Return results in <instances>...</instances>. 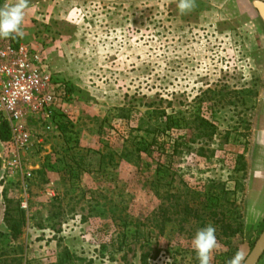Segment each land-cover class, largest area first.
Masks as SVG:
<instances>
[{
  "label": "rangeland",
  "instance_id": "obj_1",
  "mask_svg": "<svg viewBox=\"0 0 264 264\" xmlns=\"http://www.w3.org/2000/svg\"><path fill=\"white\" fill-rule=\"evenodd\" d=\"M178 2L29 0L21 40L71 91L56 156L28 155L57 175L0 172V264H199L209 223L212 264L246 260L264 230V21L253 0Z\"/></svg>",
  "mask_w": 264,
  "mask_h": 264
},
{
  "label": "built area",
  "instance_id": "obj_2",
  "mask_svg": "<svg viewBox=\"0 0 264 264\" xmlns=\"http://www.w3.org/2000/svg\"><path fill=\"white\" fill-rule=\"evenodd\" d=\"M68 97V88L54 77L40 42L0 43V115L9 123L11 135L0 141L4 175L20 176L26 186L33 172L25 166L24 154L34 140L42 141L47 133L59 130L67 119ZM22 207L27 208L26 200Z\"/></svg>",
  "mask_w": 264,
  "mask_h": 264
},
{
  "label": "clouds",
  "instance_id": "obj_3",
  "mask_svg": "<svg viewBox=\"0 0 264 264\" xmlns=\"http://www.w3.org/2000/svg\"><path fill=\"white\" fill-rule=\"evenodd\" d=\"M28 7L29 0H16L12 5L0 7V38H23L22 24ZM196 7V0H179L177 5L182 15L192 12ZM191 245L199 264H212L213 253L222 247L216 237V228L211 223L196 231ZM244 259L245 254L237 252L226 264H242Z\"/></svg>",
  "mask_w": 264,
  "mask_h": 264
},
{
  "label": "crops",
  "instance_id": "obj_4",
  "mask_svg": "<svg viewBox=\"0 0 264 264\" xmlns=\"http://www.w3.org/2000/svg\"><path fill=\"white\" fill-rule=\"evenodd\" d=\"M7 0L3 2V0H0V7H3L4 5H6L7 3ZM6 3V4H5ZM8 5V4H7ZM24 38V37H23ZM23 38H20V37H16V38H0V43H2L3 41H6V40H15V39H23ZM260 124H262V122L260 121ZM61 131H63L62 128L59 127V130H55L51 133H47L44 138L42 139V141H37V140H34L32 146L28 149V151L24 154V158H23V162L25 164V166L28 168V169H31L32 172H37V173H42L44 174L45 172L51 174V175H57V173L55 172H52V164L54 163L53 161H51V163L49 162L48 160V164L45 165V158L46 156L43 158L42 161H38L37 159L38 156L35 155V157H32L30 159V157H28V155L32 154V153H29L30 151H34V145H39L41 144L42 146H44L45 148H49V150L45 151V153L48 155L51 156V157H55L56 154H57V150H55V145L59 142V140L61 139L60 136L63 134H61ZM258 137V136H257ZM0 145H1V142H0ZM1 168V167H0ZM42 169V170H38V169ZM0 172L1 173H4L3 169H0ZM3 175V174H2ZM1 179V178H0Z\"/></svg>",
  "mask_w": 264,
  "mask_h": 264
},
{
  "label": "water",
  "instance_id": "obj_5",
  "mask_svg": "<svg viewBox=\"0 0 264 264\" xmlns=\"http://www.w3.org/2000/svg\"><path fill=\"white\" fill-rule=\"evenodd\" d=\"M253 6L264 21V0H253ZM264 253V230L256 240L254 247L243 264H258Z\"/></svg>",
  "mask_w": 264,
  "mask_h": 264
},
{
  "label": "trees",
  "instance_id": "obj_6",
  "mask_svg": "<svg viewBox=\"0 0 264 264\" xmlns=\"http://www.w3.org/2000/svg\"><path fill=\"white\" fill-rule=\"evenodd\" d=\"M68 91H71V88H68ZM165 117L167 119V124L170 125L171 123H173V117L170 114H165ZM60 128L64 129L65 126L63 124H61L59 126ZM10 130H9V123L6 120H1L0 122V141H8L10 139ZM143 150H147V148H143ZM237 253V249L236 248H232L231 250V256L232 258L236 255Z\"/></svg>",
  "mask_w": 264,
  "mask_h": 264
}]
</instances>
